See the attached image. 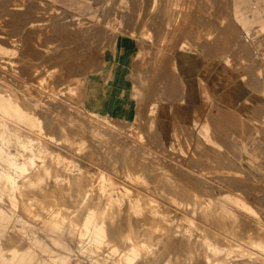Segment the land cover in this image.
I'll return each mask as SVG.
<instances>
[{
  "label": "rangeland",
  "instance_id": "1",
  "mask_svg": "<svg viewBox=\"0 0 264 264\" xmlns=\"http://www.w3.org/2000/svg\"><path fill=\"white\" fill-rule=\"evenodd\" d=\"M95 2L0 0V264H264L259 70L231 0Z\"/></svg>",
  "mask_w": 264,
  "mask_h": 264
},
{
  "label": "crops",
  "instance_id": "2",
  "mask_svg": "<svg viewBox=\"0 0 264 264\" xmlns=\"http://www.w3.org/2000/svg\"><path fill=\"white\" fill-rule=\"evenodd\" d=\"M54 3L74 12L75 14L80 15H91L96 12L97 5L95 0H52ZM230 18L234 25L240 30L241 34L245 38V42L249 45L248 50V57L250 61L252 62L251 67L247 65V68H258V75L256 76L255 84L257 86V92H253L254 90L252 88L247 89L246 92L253 93L256 95H252V97L255 96L257 99L256 103V114L260 118L261 116H264V110L263 109V103L264 102V53L263 57L259 56L257 50L255 49L256 44H262L263 45V52H264V0H231V11H230ZM255 57V58H254ZM236 58V57H235ZM254 59L257 60L254 64ZM240 61L243 63V59L240 58ZM242 67V66H241ZM226 74L224 77H227ZM249 83V82H248ZM251 83V82H250ZM263 95L261 96V94ZM221 100L224 101V103L235 105L237 103V100H239L238 96L236 95V92L231 89L228 90V92L225 91V93L221 94ZM262 105V106H261ZM249 106V105H248ZM224 107V106H223ZM250 107V106H249ZM222 116L215 117L217 118V123L220 128H218V131L220 133L223 132V129L225 130V134L228 131L227 125H230L232 123H237L238 125L239 121L235 122H229L227 119L225 120V126L224 122L222 120H219L218 118H223L225 114H220ZM246 121V120H245ZM223 126V127H222ZM247 133H250V128L245 129ZM254 136V135H253ZM254 138V137H253ZM261 143L257 144H248L247 145V156L249 157H255L256 156V149L261 148ZM234 144H232L233 146ZM240 146V144H238ZM256 164H259V161H255ZM260 166V165H259ZM262 167V166H260Z\"/></svg>",
  "mask_w": 264,
  "mask_h": 264
},
{
  "label": "bare ground",
  "instance_id": "3",
  "mask_svg": "<svg viewBox=\"0 0 264 264\" xmlns=\"http://www.w3.org/2000/svg\"><path fill=\"white\" fill-rule=\"evenodd\" d=\"M27 5H28V4H27ZM27 8H28V7H27ZM40 9H41V8H40ZM26 10H27V9H26ZM11 11H12V10H11ZM14 12L19 13L20 11H15V10H14ZM14 12H12V13H14ZM173 12H174V11H173ZM6 13H7V12H6ZM9 13H10V12H9ZM163 13H164V12H163ZM7 15H8V14H7ZM14 16H15V13H14ZM16 16H17V14H16ZM40 16H41V15H40ZM55 16H56V15H55ZM39 18H40V17H39ZM41 18H42V17H41ZM56 18H57V17H56ZM36 19H37V17H36ZM42 19H44V18H42ZM33 21H34V20H33ZM39 21H40V19H39ZM27 22H28V21H27ZM28 23H29V22H28ZM57 25H58V24H57ZM52 26H53V25H52ZM65 30H66V29H65ZM65 30H63V31H65ZM57 31H58V30H57ZM63 31H62V33H63ZM60 32H61V31H60ZM3 34H4V33H3ZM56 36H57V35H56ZM10 37H11V36H10ZM23 37H24V36H23ZM35 38H36V37H35ZM51 41H52V40H51ZM67 41H68V40H67ZM75 41H77V40H75ZM3 42H4V41H3ZM22 43H23V42H22ZM6 44H7V43H6ZM77 46H78V45H77ZM39 47H40V46H39ZM66 49H67V47H66ZM76 50H77V49H76ZM78 51H79V50H78ZM78 56H79V55H78ZM52 57H53V56H52ZM69 57H70V56H69ZM61 58H62V57H61ZM75 58H76V57H75ZM70 59H71V58H70ZM59 60H60V59H59ZM15 61H16V60H15ZM68 62H69V60H68ZM80 62H81V61H80ZM64 63H65V62H64ZM53 64H54V62H53ZM66 64H67V63H66ZM27 65H28V64H27ZM37 65H38V64H37ZM62 65H63V64H62ZM67 65H68V64H67ZM23 66H24V65H23ZM17 67H18V66H17ZM26 67H27V66H26ZM52 67H53V66H52ZM30 68H31V67H30ZM48 68H51V67H48ZM66 68H67V67H66ZM81 68H82V67H81ZM27 70H28V69H27ZM30 70H31V69H30ZM77 70H78V68H77ZM41 71H42V70H41ZM61 71H62V69H61ZM22 72H23V71H22ZM31 72H32V71H31ZM19 73H20V72H19ZM67 73H68V72H67ZM28 74H29V73H28ZM60 74H61V73H60ZM69 74H70V73H69ZM79 74H80V73H79ZM5 75H6V73H5ZM71 75H72V74H71ZM71 75H70V76H71ZM6 76H7V75H6ZM38 76H39V75H38ZM21 77H22V76H21ZM54 77H55V76H54ZM71 77H72V76H71ZM59 79H60V78H59ZM28 80H29V79H28ZM54 80H55V79H54ZM25 83H26V82H25ZM54 83H55V82H54ZM55 84H56V83H55ZM72 84H73V83H72ZM54 86H55V85H54ZM57 86H59V85H57ZM16 88H17V87H16ZM51 88H52V87H51ZM31 92H32V91H31ZM33 95H34V94H33ZM18 96H19V94H18ZM12 98H13V97H12ZM19 98H20V97H19ZM12 100H13V99H12ZM14 100H17V99H14ZM19 100H20V99H19ZM19 100H18V103H19ZM55 101H56V100H55ZM14 102H15V101H14ZM20 102H21V101H20ZM45 102H46V101H45ZM18 103H17V104H18ZM49 103H50V102H49ZM28 104H29V103H28ZM26 105H27V104H26ZM51 105H52V104H51ZM64 105H65V104H64ZM21 106H23V105H21ZM59 107H60V106H59ZM65 107H66V106H65ZM31 108H32V107H31ZM51 108H52V106H51ZM51 108H50V109H51ZM63 108H64V107H63ZM29 109H30V108H29ZM45 109H46V108H45ZM55 109H56V108H55ZM30 110H31V109H30ZM53 110H54V109H53ZM60 110H61V109H60ZM63 110H64V109H63ZM28 111H29V110H28ZM67 112H68V111H67ZM28 113H29V112H28ZM39 113H40V112H39ZM41 113H42V112H41ZM46 113H47V112H46ZM49 113H50V112H49ZM69 113H70V112H69ZM37 114H38V113H37ZM59 114H60V113H59ZM59 114H58V115H59ZM62 114H64V113H62ZM54 115H55V114H54ZM36 116H37V115H36ZM42 116H43V115H42ZM48 116H49V115H48ZM48 116H46V117H48ZM50 116H51V115H50ZM0 117H1V116H0ZM53 117H54V116H53ZM42 118H43V117H42ZM44 118H45V116H44ZM44 118H43V119H44ZM59 118H60V117H59ZM53 119H54V118H53ZM2 120H3V119H2ZM7 121H8V120H6V123H7ZM51 121H52V120H51ZM57 121H59V120H57ZM47 122H49V121H47ZM59 122H60V121H59ZM44 123H45V122H44ZM44 123H43V124H44ZM60 124H61V123H60ZM12 125H13V124H12ZM47 125H48V124H47ZM47 125H46V126H47ZM57 125H58V124H57ZM15 126H16V125H15ZM15 126H14V127H15ZM63 126H64V125H63ZM66 126H67V125H66ZM44 127H45V126H44ZM59 127H60V126H59ZM59 127H58V131H59ZM53 128H54V127H53ZM65 128H66V127H65ZM18 129H19V128H18ZM45 129H46V128H45ZM48 129H49V127H48ZM66 129H67V128H66ZM66 129H65V130H66ZM65 132H66V131H65ZM69 132H70V131H69ZM76 132L78 133V131H76ZM22 133H23V132H22ZM45 133H46V132H45ZM48 133H49V132H48ZM54 133H55V132H54ZM23 134H24V133H23ZM30 134H31V133H29V136H30ZM58 134H59V133H58ZM86 135H87V134H86ZM50 136H51V135H50ZM87 136H88V135H87ZM31 137H32V136H31ZM68 137H69V136H68ZM87 138H88V137H87ZM37 139H39V138H37ZM58 139H59V138H58ZM43 140H44V139H43ZM43 140H40V142L43 141ZM33 144H34V143H33ZM47 144H48V143H47ZM43 145H44V143H43ZM45 145H46V143H45ZM66 146H67V145H66ZM50 147H51V146H50ZM55 147H56V146H55ZM57 148H58V147H57ZM50 149H51V148H50ZM65 149H66V148H65ZM68 149H69V148H68ZM47 150H48V149H47ZM66 150H67V149H66ZM71 151H72V150H71ZM71 151H69V152H71ZM50 152H51V151H50ZM61 156H62V155H61ZM47 158H48V157H47ZM103 159H104V158H103ZM101 160H102V159H101ZM101 160H100V162H101ZM106 161H107V160H106ZM45 162H46V161H45ZM45 162H44V163H45ZM91 162H92V161H91ZM101 163H102V162H101ZM45 165H47V164H45ZM0 166H1V165H0ZM36 167H38V166H36ZM44 167H45V166H44ZM47 167H48V166H47ZM49 167H50V166H49ZM39 168H41V167H39ZM39 168L37 169V170H38V173H40ZM78 168H79V167H78ZM3 171H4V170H3ZM56 171H57V170H56ZM38 173H37V174H38ZM52 174H53V173H52ZM52 174H50V175H52ZM38 175H39V174H38ZM55 175H56V174H55ZM59 175H60V174H59ZM188 175H189V174H188ZM42 177H43V175H42ZM69 177H70V176H69ZM72 177H73V176H72ZM108 177H109V176H108ZM191 177H192V176H191ZM195 177H196V176H195ZM198 177H200V176H198ZM26 178H27V177H26ZM40 178H41V177H40ZM51 178H52V177H51ZM196 178H197V177H196ZM202 178H203V177H202ZM236 178H238V177H236ZM236 178H235V179H236ZM21 179H22V178H21ZM74 179H75V178H74ZM233 179H234V178H233ZM235 179H234V180H235ZM238 179H239V178H238ZM238 179H237V180H238ZM27 180H28V179H27ZM34 180H35V177H34ZM45 180H46V179H45ZM188 180H189V179H188ZM188 180H187V181H188ZM31 181H32V180H31ZM31 181H30V183H33V182H31ZM195 181H196V180H195ZM229 181H230V180H229ZM25 182H26V181H25ZM28 182H29V181H28ZM28 182H27V183H28ZM37 182H38V181H37ZM115 182H116V181H115ZM204 182H205V181H204ZM35 183H36V181L34 182V185H35ZM116 183H117V182H116ZM190 183H191V182H190ZM17 184H18V183H17ZM38 184H40V183H38ZM38 184H37V185H38ZM44 184H45V182H44ZM44 184H43V185H44ZM236 184H237V183H236ZM238 184H239V183H238ZM22 185H25V184H22ZM164 185H165V184H164ZM239 185H240V184H239ZM26 186H27V185H26ZM197 186H198V185H197ZM241 186H242V185H241ZM43 187H45V186H43ZM47 187H48V186H47ZM117 187H118V186H117ZM205 187H206V186H205ZM238 187H239V186H238ZM51 188H52V185H51ZM212 188H213V187H212ZM239 188H240V187H239ZM37 189H38V188H37ZM37 189L35 188V190H37ZM43 189H44V188H43ZM43 189H42V190H43ZM64 189H65V188H64ZM73 189H74V188H73ZM2 190H3V189H2ZM46 190H47V189H46ZM65 190H66V189H65ZM30 191H31V189H30ZM47 191H48V190H47ZM72 191H73V190H72ZM180 191H181V190H180ZM186 191H187V190H186ZM37 192H38V191H37ZM37 192H36V193H37ZM22 193H23V192H22ZM24 193H25V192H24ZM31 193H32V192H31ZM41 193H42V191H41ZM25 194H26V193H25ZM38 194H39V193H38ZM73 194H74V193H73ZM139 194H140V193H139ZM94 197H95V196H94ZM198 198H199V197H198ZM131 199H132V198H131ZM150 199H151V198H150ZM196 199H197V198H196ZM103 200H104V199H103ZM105 200H106V199H105ZM192 200H193V199H192ZM192 200H191V201H192ZM162 201H163V200H162ZM23 202H24V201H23ZM100 202H101V201H100ZM100 202H99V203H100ZM159 202H160V201H159ZM193 202H194V201H193ZM246 202H247V201H246ZM102 203H103V202H102ZM102 203H100V204H102ZM111 203H112V202H111ZM161 203H162V202H161ZM98 205H99V204H98ZM102 205H103V204H102ZM162 205H163V204H162ZM189 205H190V204H189ZM194 205L196 206V204H194ZM100 206H101V205H99L98 207L100 208ZM163 206L165 207V205H163ZM163 206H162V207H163ZM211 206H212V205H211ZM58 207H59V206H58ZM71 207H72V206H71ZM71 207H70V208H71ZM77 207H78V206H77ZM96 207H97V206H96ZM107 207H108V206H107ZM99 208H98V209H99ZM121 208H122V207H121ZM197 208H198V207H197ZM75 209H76V208H75ZM110 209H111V208H110ZM161 209H162V208H161ZM163 209H164V208H163ZM188 209H189V208H188ZM194 209H195V208H194ZM23 210H24V209H23ZM56 210H57V209H56ZM106 210H107V209H106ZM119 210H120V209H119ZM78 211H79V210H78ZM98 211H99V210H98ZM113 211H114V210H113ZM161 211H162V210H161ZM189 211H190V210H189ZM96 212H97V211H96ZM105 212H106V211H105ZM120 212H121V211H120ZM126 212H127V211H126ZM27 213H28V212H27ZM166 213H167V212H166ZM110 214H111V212H110ZM115 214H116V213H115ZM143 214H144V213H143ZM155 214H156V213H155ZM119 215H120V214H119ZM124 215H125V214H124ZM130 215H131V214H130ZM31 216H32V215H31ZM107 216H108V215H107ZM144 216H145V215H144ZM201 216H202V215H201ZM95 217H96V216H95ZM132 217H133V216H132ZM202 217H203V216H202ZM97 218H98V216H97ZM119 218H120V217H119ZM122 218H123V217H122ZM140 218H141V217H140ZM223 218H225V217H223ZM30 219H31V218H30ZM92 219H93V218H92ZM95 219H96V218H95ZM129 219H130V218H129ZM134 219H135V218H134ZM197 219H198V218H197ZM197 219H195V220H197ZM200 219H201V218H200ZM240 219H241V218H240ZM103 220L105 221V219H103ZM138 220H139V219H138ZM145 220H146V219H145ZM225 220H226V219H225ZM126 221H127V220H126ZM131 221H132V220H131ZM188 221H189V220H188ZM192 221H194V220H192ZM85 222H88V221H85ZM106 222H108V221H106ZM128 222H129V221H128ZM148 222H149V221H148ZM185 222H186V221H185ZM198 222H199V221H198ZM239 222H240V221H239ZM241 222H242V221H241ZM94 223H95V222H94ZM97 223H98V222H97ZM97 223H96V224H97ZM104 223H105V222H104ZM120 223H121V222H120ZM132 223H133V222H132ZM138 223H139V222H138ZM203 223H204V222H203ZM242 223H243V222H242ZM85 224H86V223H85ZM85 224H84V225H85ZM96 224H95V226H96ZM187 224H188V223H187ZM195 224H196V223H195ZM199 224H200V223H199ZM93 225H94V224H93ZM162 225H163V224H162ZM162 225H161V226H162ZM165 225H166V224H165ZM204 225H205V223H204ZM212 225H213V224H212ZM239 225H240V224H239ZM95 226H93V227H95ZM123 226H124V225H123ZM146 226H147V224H146ZM161 226H160V227H161ZM199 226H200V225H199ZM236 226H237V225H236ZM83 227H84V226H83ZM103 227H104V226H103ZM119 227H120V226H119ZM165 227H166V226H165ZM215 227H216V226H215ZM227 227H229V226H227ZM246 227H247V226H246ZM105 228H106V227H105ZM110 228H111V226H110ZM122 228H123V227H122ZM127 228H128V227H127ZM158 228H159V227H158ZM203 228H204V227H203ZM103 229H104V228H103ZM111 229H112V228H111ZM111 229H110V230H111ZM131 229H132V228H131ZM137 229H138V227H137ZM140 229H141V228H140ZM162 229H163V227H162ZM206 229H208V228H206ZM211 229H212V228H211ZM219 229H220V228H219ZM225 229H226V228H225ZM104 230H105V229H104ZM202 230H203V229H202ZM202 230H201V231H202ZM227 230H228V229H227ZM180 231H182V230H180ZM203 231H204V230H203ZM210 231L213 232L212 230H210ZM214 231H216V228H214ZM204 232H205V231H204ZM207 232H208V231H207ZM223 232H226V230L223 231ZM223 232H221V233H223ZM105 233H107V229H106ZM127 233H128V232H127ZM129 233H131V232H129ZM140 233H141V232H140ZM205 233H206V232H205ZM214 233H215V232H214ZM244 233H245V232H244ZM89 234H90V233H89ZM107 234H108V233H107ZM124 234H125V233H124ZM142 234H143V232H142ZM146 234H147V233H146ZM210 234H211V233H210ZM235 234H236V233H235ZM240 234H241V233H240ZM240 234H239V235H240ZM125 235H126V237H127L128 234H125ZM131 235H133V232H132ZM138 235H139V233H138ZM144 235H145V234H144ZM156 235H157V234H156ZM161 235H162V234H161ZM169 235H171V234H169ZM230 235H231V234H230ZM105 236H106V235H105ZM133 236H135V235H133ZM140 236H141V235H140ZM205 236H206V235H205ZM205 236H204V237H205ZM211 236H212V235H211ZM217 236H218V235H217ZM219 236H221V235H219ZM242 236H243V235H242ZM106 237H107V236H106ZM158 237H159V236H158ZM168 237H169V236H168ZM233 237H234V236H233ZM108 238H109V237H108ZM131 238H132V240H133V237H132V236H131ZM150 238H151V237H150ZM169 238H170V237H169ZM175 238H176V237H175ZM193 238H194V237H193ZM206 238H208V237L206 236ZM209 238H210V237H209ZM211 238H212V237H211ZM223 238H225V236H223ZM226 238H227V237H226ZM226 238H225V239H226ZM235 238H236V237H235ZM14 239H15V238H14ZM144 239H145V238H144ZM144 239H143V240H144ZM152 239H153V238H152ZM152 239H151V240H152ZM154 239H155V238H154ZM170 239H171V238H170ZM176 239H177V238H176ZM218 239H219V237H218ZM218 239H217V240H218ZM229 239H230V237H229ZM130 240H131V239H130ZM160 240H161V239H160ZM171 240H172V239H171ZM190 240H191V239H190ZM206 240H207V239H206ZM213 240H214V239H213ZM213 240H212V241H213ZM215 240H216V239H215ZM219 240H221V239H219ZM233 240H234V239H233ZM156 241H157V240H156ZM183 241H184V240H183ZM187 241H188V239H187ZM209 241H210V240H208V242H209ZM226 241L228 242V238L226 239ZM230 241H232V239H230ZM230 241H229V242H230ZM131 242H133V241H131ZM131 242H130V243H131ZM139 242H141V241H139ZM144 242H145V241H144ZM217 242H218V243H217ZM217 242L215 241V243L219 245V243H220L221 241H220V242L217 241ZM234 242H235V241H233V243H234ZM237 242H238V241H237ZM244 242H245V241H244ZM248 242H249V241H248ZM7 243H8V242H7ZM7 243H6V244H7ZM136 243H138V241H137ZM160 243H161V241H160ZM160 243H159V244H160ZM189 243H191V242H189ZM211 243H212V242H211ZM215 243H214V244H215ZM233 243H232V245L234 246L235 244H233ZM235 243H236V242H235ZM238 243H239V242H238ZM122 244H123V243H122ZM127 244H128V243H127ZM162 244H164V243H162ZM186 244H187V243H186ZM192 244H194L193 241H192ZM201 244H202V243H201ZM247 244H248V243H247ZM250 244H251V243H250ZM262 244H264V243L262 242ZM123 245H124V244H123ZM123 245H121V247H122ZM125 245H126V244H125ZM134 245H135V244H134ZM132 246H133V245H132ZM153 246H154V245H153ZM160 246H161V245H160ZM165 246H166V245H165ZM201 246H203V245H201ZM220 246H221V244L219 245V247H220ZM222 246H223V245H222ZM228 246H229V243H228ZM238 246H239V244H238ZM259 246H260V245H259ZM261 246H262V245H261ZM8 247H9V246H8ZM117 247H118V246H117ZM121 247H120V249H121ZM123 247H125V246H123ZM128 247H129V246H128ZM154 247L156 248V246H154ZM174 247H175V245H174ZM226 247H227V246H226ZM241 247H242V246H241ZM125 248H126V247H125ZM137 248H138V247H137ZM148 248H149V247H148ZM151 248H152V247H151ZM192 248H193V247H192ZM196 248H197V246H196ZM199 248L201 249V247H199ZM235 248H236V247H235ZM242 248H245V247H242ZM263 248H264V247H263ZM138 249H139V248H138ZM138 249H137V250H138ZM149 249H150V248H149ZM183 249H184V248H183ZM200 249H197V250H200ZM202 249H203V247H202ZM202 249H201V250H202ZM121 250H122V249H121ZM156 250H157V248H156ZM242 250H243V249H242ZM122 251H123V250H122ZM142 251H143V250H142ZM151 251H152V253H153V250H151ZM185 251H187V250H185ZM189 251H190V250H189ZM244 251H246V249H245ZM247 251H248V249H247ZM120 252H121V251H120ZM136 252H137V251H136ZM155 252H156V251H154V253H155ZM204 252H206V251H204ZM253 252H254V251H253ZM253 252H252V250H251V253H252V254H254ZM257 253H258V252H257ZM257 253H256V256L259 255V254H257ZM132 254H133V253H132ZM140 255H141V254H140ZM208 255H209V254H208ZM242 256H243V255H242ZM262 256H264V255H262ZM138 257H139V256H138ZM258 257H259V256H258ZM258 257H257V259H258ZM260 257H261V256H260ZM260 257H259V258H260ZM214 258H215V257H214ZM165 259H166V258H165ZM260 259H262L261 261H264V260H263L264 257H262V258H260ZM215 260H216V259H215ZM248 260H249V259H248ZM253 260H254V259H253ZM253 260H252V262H253ZM132 261H133V260H132ZM210 261H211V260H210ZM220 261H222V260H220ZM137 262H138V261H137ZM139 262H140V261H139ZM143 262H144V261H143ZM211 262H212V261H211ZM211 262H210V263H211ZM129 263H130V262H129ZM133 263H134V262H133ZM255 263H256V262H255ZM136 264H137V263H136ZM161 264H162V261H161ZM169 264H170V263H169ZM221 264H223V263H221ZM256 264H257V263H256ZM259 264H260V262H259Z\"/></svg>",
  "mask_w": 264,
  "mask_h": 264
}]
</instances>
